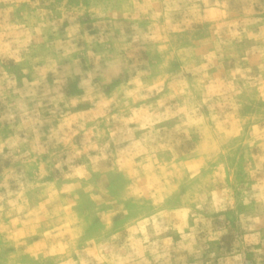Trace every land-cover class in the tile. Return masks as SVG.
I'll return each mask as SVG.
<instances>
[{"label": "rangeland", "instance_id": "rangeland-1", "mask_svg": "<svg viewBox=\"0 0 264 264\" xmlns=\"http://www.w3.org/2000/svg\"><path fill=\"white\" fill-rule=\"evenodd\" d=\"M0 264H264V0H0Z\"/></svg>", "mask_w": 264, "mask_h": 264}]
</instances>
